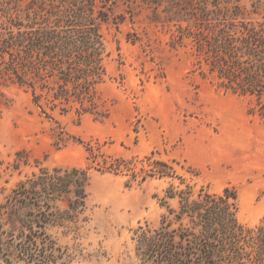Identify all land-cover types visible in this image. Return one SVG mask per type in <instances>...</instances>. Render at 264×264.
I'll return each mask as SVG.
<instances>
[{
	"label": "rangeland",
	"instance_id": "rangeland-1",
	"mask_svg": "<svg viewBox=\"0 0 264 264\" xmlns=\"http://www.w3.org/2000/svg\"><path fill=\"white\" fill-rule=\"evenodd\" d=\"M98 1L109 13L102 32L110 56L98 89L105 114L78 118L55 111L46 117L24 88L0 83V192L9 193L39 168L92 165L86 206L73 231L48 232L62 247L54 254L57 264H145L134 231L157 228L164 212L168 180L140 183L126 171L102 172L87 160L89 150L99 161L140 160L152 152L155 159L174 160L176 173L197 188L235 189L239 222L255 228L264 217V126L248 114V98L199 75L194 42L178 39L188 25L186 11L197 12L202 0ZM203 1L212 8L213 0ZM238 3L251 19L262 20L264 0ZM17 153L21 165L14 171Z\"/></svg>",
	"mask_w": 264,
	"mask_h": 264
},
{
	"label": "trees",
	"instance_id": "trees-1",
	"mask_svg": "<svg viewBox=\"0 0 264 264\" xmlns=\"http://www.w3.org/2000/svg\"><path fill=\"white\" fill-rule=\"evenodd\" d=\"M201 2L197 12L186 11L188 25L178 39L194 42L199 75L248 98V114L264 126V15L251 19L239 0H213L211 9ZM108 22L109 13L98 0H0V83L24 88L46 117L55 111H73L78 118L103 116L98 89L110 56L102 32ZM89 152L87 160L102 172L126 171L130 181L140 178V183L168 180L159 226L134 231L143 263L264 264V217L255 228H245L238 219L235 189L197 188L176 173L177 162L155 159L153 152L130 161H99ZM20 158L17 153L12 170H19ZM91 167H43L9 193L2 188L0 264H57L54 254L62 247L48 232L60 229L67 236L73 231L86 206ZM58 203L67 208L61 211Z\"/></svg>",
	"mask_w": 264,
	"mask_h": 264
}]
</instances>
